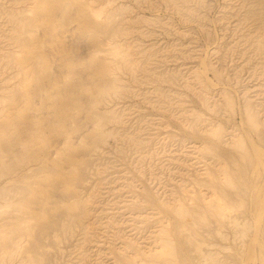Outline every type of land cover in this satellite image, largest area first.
<instances>
[{
	"label": "rangeland",
	"instance_id": "rangeland-1",
	"mask_svg": "<svg viewBox=\"0 0 264 264\" xmlns=\"http://www.w3.org/2000/svg\"><path fill=\"white\" fill-rule=\"evenodd\" d=\"M263 198L264 0H0V264H264Z\"/></svg>",
	"mask_w": 264,
	"mask_h": 264
},
{
	"label": "bare ground",
	"instance_id": "bare-ground-1",
	"mask_svg": "<svg viewBox=\"0 0 264 264\" xmlns=\"http://www.w3.org/2000/svg\"><path fill=\"white\" fill-rule=\"evenodd\" d=\"M262 189V188H261ZM264 199V198H263ZM216 210H218V209H216ZM219 211H220V209H219ZM219 211H218V213H219ZM186 213V212H185ZM255 243H256V241H255ZM250 244H251V242H250ZM171 248V247H170ZM254 250V249H253ZM170 251V250H169ZM171 252V251H170ZM174 252V251H173ZM172 254V253H171ZM168 255V254H167ZM250 257V256H249ZM256 260V259H255Z\"/></svg>",
	"mask_w": 264,
	"mask_h": 264
}]
</instances>
